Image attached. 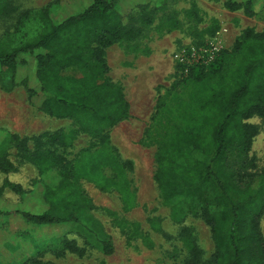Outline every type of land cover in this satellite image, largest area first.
<instances>
[{
    "label": "trees",
    "instance_id": "obj_1",
    "mask_svg": "<svg viewBox=\"0 0 264 264\" xmlns=\"http://www.w3.org/2000/svg\"><path fill=\"white\" fill-rule=\"evenodd\" d=\"M64 1H74L77 9L66 7L59 15L55 9ZM122 1L129 7H145L142 2L150 0ZM11 6L12 2L5 0L0 16L8 17L16 11ZM224 7L232 13L242 10L245 17L254 18L264 9V0H225ZM29 13L20 16L16 30ZM125 16L121 0H55L37 13L41 30L35 38L15 45L0 41V86L7 91L23 87L30 104L40 112L73 121L97 141L94 151L86 150L76 163H68L58 153L64 147L65 132L32 140L12 137L9 146L23 160L36 166L40 175L57 171L62 182L55 187L38 183L32 194L5 182L0 199L9 188L22 200L0 207V217L19 214L36 227L91 226L94 220L89 213L97 207L77 185L82 179L102 191L115 190L125 202L132 203L126 172L130 164L121 161L109 133L130 118V105L123 88L110 77L106 59V50L125 38ZM180 81L205 84L208 90L200 102L190 106L197 117L186 122L181 140L172 142L170 148L160 147L155 154L154 180L163 202L171 207L172 217H178L184 204L209 191L215 210L204 209L202 216L210 228L215 251L205 264H264V173L253 172L257 167L251 152L258 131L246 124L255 117L264 118V33L244 30L231 51H222L213 65L193 69ZM7 153L3 148L0 157V171L5 174L14 170ZM194 153L200 158L194 160ZM234 153L239 157L229 166ZM106 169H111L114 176H107ZM121 225L132 231L131 238H140L147 248L154 247L150 238L138 233L137 224ZM187 238L186 264H202L200 249ZM102 245L106 255L114 254L111 236L103 235ZM58 252L59 256H83L74 239H62ZM22 264L48 263L32 258Z\"/></svg>",
    "mask_w": 264,
    "mask_h": 264
},
{
    "label": "rangeland",
    "instance_id": "obj_2",
    "mask_svg": "<svg viewBox=\"0 0 264 264\" xmlns=\"http://www.w3.org/2000/svg\"><path fill=\"white\" fill-rule=\"evenodd\" d=\"M10 1L16 11L8 17L0 16V41L15 45L39 34L41 24L37 13L55 0ZM134 1L143 0H130L129 3ZM4 2L0 1V7ZM142 3L145 7L139 4L129 7L121 0V6L126 10L122 21L126 35L119 44L106 50L111 78L123 88L126 99L129 98L132 104L130 118L109 132L111 145L121 161L130 164L126 172L133 194L132 203L125 202L115 190L102 191L82 179L77 185L97 207L89 213L94 220L92 225L96 224L95 229L86 223L36 227L19 214L1 216L0 264H22L32 258L48 264H186L189 260L187 237L200 249L202 264L213 255L215 245L202 216L204 209L215 210L212 194L205 190L184 204L178 217H172L171 207L163 202L154 180L157 150L170 148L172 142L181 140L186 122L197 117L190 106L200 102L208 90L205 84L180 81L174 54L184 45L211 41H219L222 51H231L244 30L264 33V9L256 17L247 18L242 10L227 11L225 0H150ZM69 6L72 11L77 9L74 1H64L55 11L63 14ZM25 12H30V16L22 20L21 27L16 30L20 16ZM133 36L137 38L132 39ZM133 64L141 67H133ZM150 84L154 86L150 87ZM18 92L25 97L23 87L20 86ZM143 94L148 97L146 102L136 106V95ZM50 121L52 130L66 132L64 147L58 153L68 163H76L86 150L97 148V141L83 133L73 121ZM246 124L258 131L251 155L257 167L253 172L261 174L264 173V118L255 117ZM237 157V153L230 156L228 165H234ZM198 158L200 154L194 153L193 159ZM7 160L14 170L0 174V189L5 182H10L32 194L38 183L55 187L62 182L57 171L40 175L36 166L23 160L14 147L8 151ZM104 173L114 176L111 169ZM21 200V195L5 188L0 207L17 205ZM124 222L137 224L138 233L150 238L154 247L147 248L140 238H131L132 231L121 225ZM103 235L111 236L113 255L103 252ZM64 238L76 240L83 256L71 253L59 256Z\"/></svg>",
    "mask_w": 264,
    "mask_h": 264
},
{
    "label": "crops",
    "instance_id": "obj_3",
    "mask_svg": "<svg viewBox=\"0 0 264 264\" xmlns=\"http://www.w3.org/2000/svg\"><path fill=\"white\" fill-rule=\"evenodd\" d=\"M132 56L134 57L135 55ZM107 62L110 68L111 77V66L109 61ZM138 66L140 65L133 64V67ZM139 85H141L140 82ZM153 86V84H150V87ZM19 87L20 86H17L12 91H7L0 86V157L2 156L3 148H5V151L7 152L10 150V141L14 136L32 140L43 135L65 132L61 131V129L52 130L50 128V120H60L52 118L49 115L40 112L38 109L33 108L29 102L27 93L25 97L19 95ZM147 98L146 94L141 96L136 95V106L142 105L143 102L145 103ZM126 100L128 101L131 110L132 104L129 101V98ZM0 174L3 173L0 171ZM261 227L264 234V217L262 218Z\"/></svg>",
    "mask_w": 264,
    "mask_h": 264
},
{
    "label": "built area",
    "instance_id": "obj_4",
    "mask_svg": "<svg viewBox=\"0 0 264 264\" xmlns=\"http://www.w3.org/2000/svg\"><path fill=\"white\" fill-rule=\"evenodd\" d=\"M222 52L219 41L201 45H184L174 54V61L181 78H186L193 69L208 68L213 65Z\"/></svg>",
    "mask_w": 264,
    "mask_h": 264
}]
</instances>
